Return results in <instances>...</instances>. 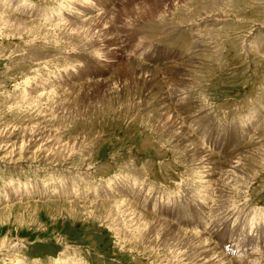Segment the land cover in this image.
I'll list each match as a JSON object with an SVG mask.
<instances>
[{"label": "rangeland", "instance_id": "1", "mask_svg": "<svg viewBox=\"0 0 264 264\" xmlns=\"http://www.w3.org/2000/svg\"><path fill=\"white\" fill-rule=\"evenodd\" d=\"M9 1L0 0V146L24 151L10 153L23 161L9 162L0 148V264H12L3 251L21 260L14 264H214L200 260L198 244L194 261L180 249L161 252L160 237L133 250L122 206L97 201L134 203V187L153 202H192L188 228L212 218L215 199L236 210L214 237L225 256L264 244V0ZM151 41L161 44L158 65L143 58ZM258 127L260 154L242 157L215 198L201 186V159L243 147ZM42 142L66 148L46 157L36 150ZM133 151L172 168V177L163 172L170 183L136 173ZM124 175L129 190L118 194ZM98 180L100 191L88 189ZM47 183L58 192L84 188L86 199L48 198ZM172 184L175 195L166 191ZM141 200L134 211L154 215Z\"/></svg>", "mask_w": 264, "mask_h": 264}, {"label": "bare ground", "instance_id": "2", "mask_svg": "<svg viewBox=\"0 0 264 264\" xmlns=\"http://www.w3.org/2000/svg\"><path fill=\"white\" fill-rule=\"evenodd\" d=\"M75 1L76 2H82L83 0H75ZM9 3H10L9 0H2V6L6 7V8H7V6H9L8 5ZM143 69L146 70L147 67H143ZM141 72H144V71L142 70ZM53 87H51V89ZM49 92H51V91H49ZM260 131H261V129H260V127H258L256 129V131H254L253 135L248 136V137H253V138H248V141L243 143V145H244L243 147H239V148L237 147L238 149L233 150L232 153L226 154V155L224 154L225 155V156H223L224 158L223 157L220 158L221 156L220 157L217 156L215 154V152L213 153V151H211V150L210 151L208 150V152L203 156V158L201 159L202 163H203V166H202L203 173L200 175V178L206 179L204 181H206L207 184L206 183H205V185L201 184V186H204L203 188H209L210 187L211 193L213 194V196L215 198L221 196V193L223 192V187L228 183V181L230 179L229 176L233 175L241 167V165L243 163L242 157H246L249 155L256 156V155L260 154V152H261L260 149L258 147H255V145L257 144L256 142L260 140V138H259L260 136H257V135H261ZM37 144H35V145H37ZM43 145H44V143L37 145L38 148L36 150H40V153L42 151L45 152L44 155L46 157L57 155V154H59L58 152L60 151V149H61V151H63V149L66 148V143H62V142H56V143H54V145L49 146V147H45V148ZM239 145L241 146V144H239ZM1 147H5L6 151L9 150L7 152V156H11L10 153H13L16 150H18V152H20L21 150L24 151L23 150V147H24L23 144H16V143L9 144V145L5 144L4 146H0V148ZM239 151L246 152V155L240 156L241 152H239ZM231 154L233 155L232 157H230ZM8 161L9 162H11V161L12 162H21L23 160L21 159V157L15 158V157L11 156L8 158ZM88 165H89L88 169H92L91 164H88ZM77 168L82 169L83 165L78 166ZM123 177L126 180L124 182H122V184L120 185V188H118V190H121V191L117 190L118 194L126 193L129 190V185H130L129 179L127 176H126L127 177L126 178L125 175ZM135 183H137V181ZM133 191H134V194H136V195H135V198L132 200L139 203L140 202L139 200L142 199V200H145V203H147V198H149V197L144 199L143 195H141L143 192L142 190L139 191L138 189H136V187H134ZM115 194L108 196V197H115ZM207 194H209V193H207ZM140 196H142V197H140ZM216 200L217 199H215L214 203H212V205H213L212 209L211 210L209 209L210 212L212 211L211 212L212 218L210 219V217H209L210 215H207L208 217H205V219L201 223H198V225H196V227L184 228V229H188L191 231L179 228L178 226L174 225L173 223L167 222V220L159 218L155 215L146 214V212H144V211H140V210L138 212L134 211L136 209V207L133 205L135 202L130 203L129 201L122 200V199L117 201L113 198H108L107 201H104L103 197L100 198L97 202H108V203L118 204V205L122 206L123 214H124V217L126 218L125 222H124V225H125L124 229H127L125 231V234H130L129 239L133 241V243H132L133 250L137 248L136 245L138 244V242H140L143 246H145V248L149 249L150 248L149 244L153 241H156L157 238L160 237L161 238L160 242L165 245V249L162 250L161 252H168L169 249H174V250L180 249V250H182L183 256L191 257L192 261L195 260V259H193V257L197 256V255H189V253L195 248V246L197 244H198V250H200L202 252V255L204 256V259H200V260H204L206 262H211L214 264L215 263L216 264H226L225 263V261H226L228 264L238 263V262H241L243 264H257V262H259V261L260 262L264 261V248H262V247H264V244L262 246L261 245L255 246L254 248L257 247V249H260V248H262V249L257 251L256 249L252 248L253 250H251V252L249 254L248 253L240 254V252L237 251L238 253L235 255L225 256L222 253V251H220L219 247L217 246L218 243H216V241L214 239V237L217 238L219 236H218V234H215V233H217V232L219 233L220 228H218V227L221 226V223H223V222H225L224 224L231 223V221H232L231 219L233 218L234 214H236L237 211L236 210L227 211L228 209H223L222 203H220L221 206L216 205L217 203L221 202V200H217V201ZM194 201L197 205L201 204L200 200H198V202H197V200L194 199ZM142 207L144 208L143 204H142ZM217 213H218V215L216 216ZM221 215H222V217H221ZM221 220H222V222H221ZM210 224L212 226V230L208 233H205L204 231H198L197 230L198 228H202V229L206 230V228H207L206 226H208ZM203 225H204V227H203ZM120 230L121 229L117 230L116 233L119 232ZM209 235H212V237H209ZM1 245L2 244H0V251H2V249H5L4 247H1ZM3 252H4L3 255H6V257H7L5 259L8 260V258H9L10 260H12V264H14V262L20 263L21 260H19L17 257L16 258L12 257L13 259L10 257L12 255V254H10L11 251H3ZM150 252L152 254L148 255V256L151 259H153L155 262H157V257L159 258V255L157 253H154L153 251H151V249H150ZM153 254H154V256H156V258L153 256ZM242 255H246L249 257L252 256L251 257L252 259L249 262L248 261L249 259H246L247 257L246 258H239ZM10 263H11V261H10Z\"/></svg>", "mask_w": 264, "mask_h": 264}]
</instances>
